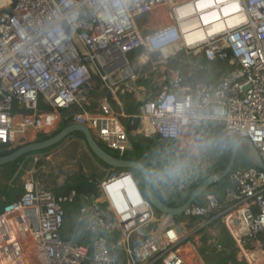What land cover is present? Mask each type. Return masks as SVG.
<instances>
[{"label":"built area","instance_id":"2783aa9c","mask_svg":"<svg viewBox=\"0 0 264 264\" xmlns=\"http://www.w3.org/2000/svg\"><path fill=\"white\" fill-rule=\"evenodd\" d=\"M119 95L133 96L138 112L126 113ZM74 106L79 111L66 116ZM121 118L139 119L136 136L169 145L187 142L205 122L222 123L230 137L250 139L264 161V0H9L0 7V150L69 120L128 159ZM195 144L188 152L197 156ZM229 179L234 187L224 199L205 191L182 215L160 219L130 170L98 181L75 228L118 231L111 254L106 238L64 239V204L76 192L59 196L28 176L0 212V264H211L199 247L218 223L239 260L264 264V169L238 167ZM168 188L175 187L160 186L163 194Z\"/></svg>","mask_w":264,"mask_h":264},{"label":"rangeland","instance_id":"374dc122","mask_svg":"<svg viewBox=\"0 0 264 264\" xmlns=\"http://www.w3.org/2000/svg\"><path fill=\"white\" fill-rule=\"evenodd\" d=\"M9 0H0V7H5ZM143 22V19L141 20ZM213 67H217L219 69L224 70L225 65L222 63H212ZM228 71V69H227ZM204 76H208L207 72H204ZM148 85V82H145ZM106 92V91H105ZM98 91H92V97L97 98ZM120 100L123 103V110L126 113H137L139 103L134 99L131 95H119ZM40 109L42 111L49 110L48 106L44 103L42 99H40ZM117 110L121 109L117 107ZM79 110L76 106L72 107L65 112L66 116H73ZM71 116V117H72ZM121 121L128 125L129 120L121 118ZM70 123L69 120H64L59 124V132L67 127ZM207 123V122H205ZM194 135L189 136L187 142L181 144L177 143L175 145H170L172 148L169 149V158H172L173 155L178 158H186V156H190L203 172H206V169L212 166L220 167L221 165H226L225 158L229 154V150L225 147L219 148H211L207 151H199L197 156L194 154H189V148L193 142L195 141V145L205 142V141H213L212 137L209 136L207 125L203 128H195ZM135 132V131H134ZM28 140H21L20 143L13 145L11 148L22 146L24 144L34 142L38 139L39 135L34 138L32 133H30ZM131 137L133 135L132 132L129 133ZM140 138V137H139ZM143 138V137H141ZM140 138V139H141ZM235 138V137H234ZM238 139L239 138H235ZM103 147L108 149L114 156L120 157L119 153L115 150L108 148L103 142H99ZM242 145L241 147H244ZM10 146H3L0 152L5 151ZM54 147V146H52ZM240 147V148H241ZM51 148V147H49ZM69 151V152H67ZM37 152V151H34ZM240 161V160H239ZM23 163V164H22ZM17 172L12 174L11 168L8 167H0V186L4 189L5 186H10L15 184L18 188H22L23 181L28 176H34L39 180L40 183L52 189L57 195L63 194L64 188L68 183H72L75 175L79 173H86L88 175H92L96 173L99 177V180L106 179L111 173L118 172L120 169L112 167L108 164L101 163L89 150L88 145L85 142L84 135L81 132H74L69 135V137L62 142L60 145L55 147L53 150L49 152L43 153H35L31 155L26 161L22 162ZM238 167H251L245 166L241 163L237 164L235 169ZM198 168V167H197ZM234 169V168H233ZM130 170L135 178L137 179L139 186L146 197L144 190V179L140 172L134 169ZM200 177H203L201 172ZM228 177V176H227ZM226 177V178H227ZM225 179V178H224ZM231 182V181H230ZM200 184V183H199ZM232 187L234 184L231 182ZM21 191H16L15 195L19 196ZM2 191H0V194ZM201 196L198 198L201 201ZM91 201H85L84 204H88ZM1 206V204H0ZM64 207L67 209V219L65 226L62 230V236L64 239H72L78 240L81 242L77 235V230L75 228L74 222L78 219V214L72 210V203H65ZM158 213V218L163 217V213ZM77 214V215H76ZM80 214V213H79ZM160 221V220H158ZM96 237H104L107 239L108 246L110 248V253L113 254V250L111 249V245L116 242L118 238V231H109L106 232L103 229H99L97 232L92 234L88 233V238L94 240ZM203 245L199 247L203 252L206 253L207 260L211 264H245L243 260H239L237 258L239 254V250L235 247L227 229L223 224H214L211 229L206 231L202 236ZM220 241L224 244L225 250L216 251V242ZM119 255H122V252H118ZM93 256V250L91 251V258ZM90 260H88L85 264H90ZM119 264H125L124 259H121Z\"/></svg>","mask_w":264,"mask_h":264},{"label":"trees","instance_id":"16d2710c","mask_svg":"<svg viewBox=\"0 0 264 264\" xmlns=\"http://www.w3.org/2000/svg\"><path fill=\"white\" fill-rule=\"evenodd\" d=\"M138 124H139V119H135L134 124H131V122L129 121L128 125H126L128 133L132 132L133 135H135L134 131L137 128ZM205 125H207L209 136H211L213 139V142L215 145L214 147L215 148L225 147L229 150V154L225 158H223L224 160H226V165H221L220 167L212 166V167L207 168L205 175L201 179H199L198 181L193 182L194 181L193 179L197 175L196 174L197 169L199 168L198 165L195 164V168L192 171V174L190 175V177L187 181H185L183 184L175 185L174 186L175 188L173 190H170L168 188V190L164 194L161 192L160 186H158L154 182V189H155L158 197L165 204H167L169 206L176 207V206H180L183 203H185V201L189 198V196L192 194V192L197 188L199 183H201L205 178L213 175L214 173L225 169L229 163V160L231 157L232 147L238 139H235L234 137H230L227 134V131H226L224 124H222V123L207 122L204 124V126ZM58 132H59V130L52 133V134L39 135L37 140H43V139L50 138V137L56 135ZM140 138L138 136H134V137L130 138L131 139V148L126 152L125 157L142 163L143 165L146 166V168L148 169L149 172L155 168L162 166V164L166 161V159L169 158L168 157V155L170 153L169 149L172 147L168 143L160 141L158 138H147V137L141 138V139ZM61 143L55 145L54 147L39 150L37 152L38 153L49 152L50 150H53L55 147H57ZM19 147L20 146L14 147V148H8L5 151L0 152V155L9 154ZM103 148L105 150H107L109 153H111L105 147H103ZM37 152L29 153V154L21 157L20 159H18L15 162L7 164V165H3L1 167L11 168V171H12L11 173L14 174L15 172L18 171L20 165L23 164L22 162L26 161L31 155H33ZM112 155H114V154H112ZM173 157H175V156L173 155ZM98 160L101 163L105 164L100 159H98ZM239 163H241L245 166H251V167L257 166L255 163L254 157L252 155V152L247 145H245L244 147H241L239 149L238 157H237L234 169H235L236 165ZM98 181H100V180H99V177L96 173H94L92 175H88L86 173H79V174L75 175L72 183H68L66 185V187L64 188V191H63L64 193L60 194L59 196L70 195L73 191H75L76 192V198H75V201L72 203V208H73L72 210H74V212L77 213L79 216L81 209L87 205V204H84L86 201V196H88L90 194L97 193L96 184ZM191 184H192V186H191ZM168 187H170V186H168ZM230 187H232V184H231L229 176H228L227 178L211 185L207 189V191L216 195L219 199H224L226 196V191ZM0 191H2V193L0 194V204H1L0 212H1L5 204H7L8 202L15 199L16 191H22V189L18 188L15 184H13L10 186H5L4 189H2V187L0 186ZM76 222H77V220H75L74 225H76ZM88 233L92 234L94 232L87 230L86 226L84 224H81L77 229V235H78L79 239L81 240V243L93 245V240H91V238H88ZM102 238H104V237H102Z\"/></svg>","mask_w":264,"mask_h":264},{"label":"water","instance_id":"95a60500","mask_svg":"<svg viewBox=\"0 0 264 264\" xmlns=\"http://www.w3.org/2000/svg\"><path fill=\"white\" fill-rule=\"evenodd\" d=\"M74 132H81L84 135L85 142L88 145L90 152L93 155H95L98 159H100L102 162H104L105 164H108L118 169H134L140 172L144 179L145 194L149 202L151 203V205L154 207V209L157 212L163 213L169 216H173V217L182 215L196 200H198V198L205 191H207V189L211 185L229 176L230 172L235 166V163L238 157V152L242 145H247L250 148L256 165L259 168L264 169V161L262 157L260 156L258 149L253 145L250 139L240 138L234 143L232 147L231 157H230L229 163L226 166V168L205 178L197 186V188L192 192V194L185 201V203H183L180 206L172 207V206L165 204L158 197L154 189L153 180L151 179L150 174H149L150 172L148 171L145 165H143L142 163L136 160L130 159V158L121 159V158H118L112 155L107 150H105L102 147V145L95 139L93 133L91 132L88 126L76 124V123L68 124L67 127H65L60 132H58L56 135L50 138L43 139V140H36L34 142L24 144L9 154L0 155V166L13 163L17 161L18 159H20L21 157L29 153H32L34 151H39V150H43V149H47L49 147L55 146L65 141L69 137V135Z\"/></svg>","mask_w":264,"mask_h":264},{"label":"clouds","instance_id":"9594fccd","mask_svg":"<svg viewBox=\"0 0 264 264\" xmlns=\"http://www.w3.org/2000/svg\"><path fill=\"white\" fill-rule=\"evenodd\" d=\"M155 44H149L150 49L155 48ZM213 141H205L196 146L197 151H207L213 148ZM195 168V162L190 158L172 157L166 159L162 166L150 171L151 179L158 186H175L187 181Z\"/></svg>","mask_w":264,"mask_h":264},{"label":"crops","instance_id":"0c3cea01","mask_svg":"<svg viewBox=\"0 0 264 264\" xmlns=\"http://www.w3.org/2000/svg\"><path fill=\"white\" fill-rule=\"evenodd\" d=\"M123 107H124V106H123ZM190 136H192V135H190ZM0 167H1V166H0ZM191 186H192V184H191ZM16 197H17V196H16ZM16 197H15V198H16Z\"/></svg>","mask_w":264,"mask_h":264},{"label":"bare ground","instance_id":"6f19581e","mask_svg":"<svg viewBox=\"0 0 264 264\" xmlns=\"http://www.w3.org/2000/svg\"><path fill=\"white\" fill-rule=\"evenodd\" d=\"M67 152H69V151H67Z\"/></svg>","mask_w":264,"mask_h":264}]
</instances>
